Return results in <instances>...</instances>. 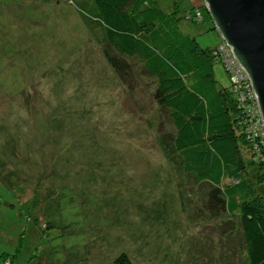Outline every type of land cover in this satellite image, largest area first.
Segmentation results:
<instances>
[{"label":"rangeland","instance_id":"1","mask_svg":"<svg viewBox=\"0 0 264 264\" xmlns=\"http://www.w3.org/2000/svg\"><path fill=\"white\" fill-rule=\"evenodd\" d=\"M70 1L80 0H0V254L17 264H112L122 253L133 264H248L228 217L209 214L208 187L165 158L158 134L172 126L148 80L113 71ZM194 1L157 0L179 17ZM203 15L181 30L215 48L221 36ZM214 76L229 86L219 63Z\"/></svg>","mask_w":264,"mask_h":264},{"label":"trees","instance_id":"2","mask_svg":"<svg viewBox=\"0 0 264 264\" xmlns=\"http://www.w3.org/2000/svg\"><path fill=\"white\" fill-rule=\"evenodd\" d=\"M70 2L113 71L127 84L135 72L148 80L151 101L171 122L172 130L161 131L158 140L176 174L208 187L209 214L228 217L225 226L243 238L248 264H264V139L253 127L258 118L255 100L247 82H233L219 54L223 41L202 48L180 27L183 19L203 23L205 5L195 0L179 17L176 11H163L157 0ZM218 63L229 76L228 87L215 80ZM242 147L250 162L244 161ZM15 257L2 253L0 264H17ZM112 264L133 262L122 253Z\"/></svg>","mask_w":264,"mask_h":264},{"label":"water","instance_id":"3","mask_svg":"<svg viewBox=\"0 0 264 264\" xmlns=\"http://www.w3.org/2000/svg\"><path fill=\"white\" fill-rule=\"evenodd\" d=\"M222 41L249 77L264 119V0H203Z\"/></svg>","mask_w":264,"mask_h":264},{"label":"built area","instance_id":"4","mask_svg":"<svg viewBox=\"0 0 264 264\" xmlns=\"http://www.w3.org/2000/svg\"><path fill=\"white\" fill-rule=\"evenodd\" d=\"M219 54L222 56L223 61L227 67V70H229V72L232 74L233 82L235 84H238L239 86H242V84L246 82L249 84V88L251 89V93L256 103L255 112L258 114L257 122L255 123L253 127H254V130L259 132L260 135L263 136V139H264V119L262 117L261 110H260V107L257 101V96L255 94L254 88L251 84L249 77L244 72L243 68L238 63V61L235 59L231 49L225 43L219 48ZM249 98L250 99L252 98L250 94H249ZM263 146H264V140H263Z\"/></svg>","mask_w":264,"mask_h":264}]
</instances>
